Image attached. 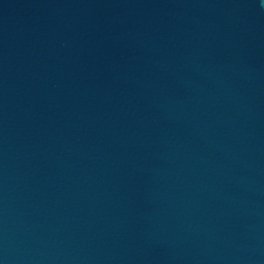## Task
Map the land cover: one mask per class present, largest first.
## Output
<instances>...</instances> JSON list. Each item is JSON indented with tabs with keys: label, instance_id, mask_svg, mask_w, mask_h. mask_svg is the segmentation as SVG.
Here are the masks:
<instances>
[{
	"label": "water",
	"instance_id": "water-1",
	"mask_svg": "<svg viewBox=\"0 0 264 264\" xmlns=\"http://www.w3.org/2000/svg\"><path fill=\"white\" fill-rule=\"evenodd\" d=\"M0 264H264V0H0Z\"/></svg>",
	"mask_w": 264,
	"mask_h": 264
}]
</instances>
